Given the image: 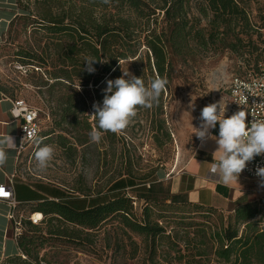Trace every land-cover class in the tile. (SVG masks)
Returning <instances> with one entry per match:
<instances>
[{
  "label": "trees",
  "instance_id": "16d2710c",
  "mask_svg": "<svg viewBox=\"0 0 264 264\" xmlns=\"http://www.w3.org/2000/svg\"><path fill=\"white\" fill-rule=\"evenodd\" d=\"M16 6L19 14L7 34L12 35L20 22L21 31L37 36L34 46H19L15 56L23 65L43 72L37 86L45 88L53 120L44 137L56 140L73 163L78 148L68 135L85 133L78 138L80 145L90 140L96 126L89 116L93 104L102 105L106 81L123 74V63L132 61L133 75L146 85L156 77L168 81L158 104L138 111H150L159 119L153 130L157 137L171 141L163 118L164 95L182 64L195 63L199 54L230 53L240 58L249 54L253 59L247 61H253V66L233 73L244 77L264 59V47H259L264 44V25L253 22L251 0H110L108 4L103 0H16ZM88 57L98 60L94 73L84 70ZM0 89L15 98L4 87ZM216 97L211 103L218 101ZM134 120L120 134L103 135L127 145L125 134ZM126 157L128 168L107 194L69 192L43 182L44 194L37 195L32 212L42 213V220L33 224L24 219L20 254L1 264H57V254L51 251L60 245L89 250L100 237L106 249L129 253L131 259L142 257L144 264H159L161 255L171 263L264 264V197L237 201L225 216L219 208L172 193L159 180V169L139 177L132 169L131 155ZM191 211L203 218L201 224L192 220Z\"/></svg>",
  "mask_w": 264,
  "mask_h": 264
},
{
  "label": "rangeland",
  "instance_id": "374dc122",
  "mask_svg": "<svg viewBox=\"0 0 264 264\" xmlns=\"http://www.w3.org/2000/svg\"><path fill=\"white\" fill-rule=\"evenodd\" d=\"M251 11L253 22L258 27L263 26L264 0H251ZM15 27V32L12 35L6 34L0 43V86L7 89L15 98H22L39 108L40 139L43 144L54 148L53 160L46 170L41 171L34 159L35 145L29 144L22 155L16 177L32 183L44 182L63 187L69 192L83 190L92 196L107 194L113 182L119 179L120 173L128 168L129 161L126 162L128 153L132 158V169L139 177L150 174L155 168L172 173L183 167L200 140L192 136L194 132L192 125L199 127L202 108L211 103L213 96H222V90L217 91L220 89V82L227 80L233 73L244 72L253 66V61H247L253 59L249 54L243 58L230 53L213 57L199 54L195 63L182 64V70L177 72L176 80H173L171 87L165 91L163 118L171 132V141H167L162 135L157 137L153 128L154 125L158 126L159 119L152 117L150 111L142 110L138 111L136 121L132 123L133 127L131 125L125 134L127 145L120 140L113 143L103 134L99 143L88 140L85 145H80L78 138H82L85 133L78 134L72 131L68 138L78 148L77 158L73 163L56 140L44 137L50 131L53 120L50 114L51 103L44 92L45 88L37 86L43 72L34 66L23 65L15 56L19 46L27 48L34 46L37 36L29 31H21L20 22ZM262 31L264 34V29ZM259 47H264V44L259 43ZM20 66H24L26 70L20 69ZM134 69L132 61L123 63V71H129L133 75ZM241 186L246 193L237 201H257L264 197V188L259 186V180L244 179ZM234 205L235 202H230L219 210L228 216L232 213ZM191 214L192 220L199 223L203 221L198 213L191 211ZM25 218H29V215ZM173 225L175 226V223ZM51 253L57 254L54 258L57 264H144L142 257L131 259L129 253L118 254L106 249L101 237L89 250L65 244ZM164 257L165 255H161L157 258L159 264H183L166 262Z\"/></svg>",
  "mask_w": 264,
  "mask_h": 264
},
{
  "label": "clouds",
  "instance_id": "9594fccd",
  "mask_svg": "<svg viewBox=\"0 0 264 264\" xmlns=\"http://www.w3.org/2000/svg\"><path fill=\"white\" fill-rule=\"evenodd\" d=\"M103 3L108 4L110 0H103ZM97 61L93 57L86 58L84 70L94 73L96 69L93 65ZM122 73L119 78L106 81L102 105L93 104V113L89 115L96 125L89 133L92 142L99 143L103 133H122L136 117L138 108L151 109L154 104H158L168 83L165 78L156 77L146 85L141 77H136L129 71L122 70ZM76 89L80 90V84ZM249 91L252 89L249 88ZM241 101L242 103L237 104L243 106L247 103L248 97L242 96ZM226 106L222 99L206 105L200 113L199 127H194L192 123L191 125L194 129L192 136L200 139L202 144L211 139L218 145L213 153L214 162H211L209 173L228 185L238 181L248 162L258 155H264V120L254 119L250 125L247 124L248 111L244 107L226 117ZM217 124L219 134L214 136L210 130L215 129ZM25 131L27 135L21 144L25 138L32 140L36 148L34 159L37 168L41 171L46 170L53 160L54 148L43 144L35 129L25 128ZM16 149L14 137L10 134H0V167L6 165L8 152ZM255 174L259 178V186L264 188V167L258 166Z\"/></svg>",
  "mask_w": 264,
  "mask_h": 264
},
{
  "label": "crops",
  "instance_id": "0c3cea01",
  "mask_svg": "<svg viewBox=\"0 0 264 264\" xmlns=\"http://www.w3.org/2000/svg\"><path fill=\"white\" fill-rule=\"evenodd\" d=\"M18 14L16 0H0V43ZM11 99L15 98L0 89V134H10L17 145L16 150L8 152L6 165L0 167V185L13 181L15 197L19 202L16 214L25 217L32 214L37 204V195L43 196L44 190L43 182L32 183L16 177L26 149L19 150L20 122L11 115ZM210 131L212 135L218 136L219 125ZM217 148L214 140L208 139L203 144L199 140L184 166L172 173H168V170L158 171L159 180L165 182L172 193L185 194L193 203L221 208L236 202L246 193L241 184L247 178L241 173L238 181L225 185L215 175H211L209 169ZM10 211L9 203L0 201V264L20 254L18 241L14 238L13 223L8 217Z\"/></svg>",
  "mask_w": 264,
  "mask_h": 264
},
{
  "label": "built area",
  "instance_id": "2783aa9c",
  "mask_svg": "<svg viewBox=\"0 0 264 264\" xmlns=\"http://www.w3.org/2000/svg\"><path fill=\"white\" fill-rule=\"evenodd\" d=\"M20 69L26 70L24 66H20ZM249 88L252 91H249ZM222 90V97H218V101L222 99V102L227 104V110L225 115L231 116L238 110L244 107L248 111L246 117V123H250L254 119L264 120V59L258 64L256 71L250 72L246 76L234 75L228 77L227 80L220 82L219 92ZM217 92V95H219ZM247 96L248 101L243 106L237 103H242L241 97ZM217 101V102H218ZM12 109L11 115L14 119L20 122V142L27 135L25 128L35 129L37 134L40 133L39 108L30 105L22 98L11 99ZM33 143L32 140L25 138L23 144H20L19 150L25 149L29 144ZM258 166L264 167V155L256 156L252 161L247 163L245 170L242 174L247 179L259 180L255 174V170ZM0 201L9 203L11 211L8 214L9 219L13 223L14 238L18 241L20 235L24 231V219L25 217L16 214V208L19 202L16 200L13 181L8 184L0 185ZM37 212L32 213L29 216V220L33 224H38L43 217H36ZM26 258V256H23ZM39 264H47L41 261Z\"/></svg>",
  "mask_w": 264,
  "mask_h": 264
},
{
  "label": "bare ground",
  "instance_id": "6f19581e",
  "mask_svg": "<svg viewBox=\"0 0 264 264\" xmlns=\"http://www.w3.org/2000/svg\"><path fill=\"white\" fill-rule=\"evenodd\" d=\"M36 217L41 218V217H43V214L40 213V212H38L37 215H36Z\"/></svg>",
  "mask_w": 264,
  "mask_h": 264
}]
</instances>
